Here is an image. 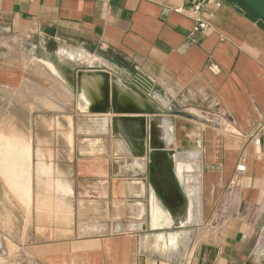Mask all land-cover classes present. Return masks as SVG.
<instances>
[{
	"label": "crops",
	"instance_id": "0c3cea01",
	"mask_svg": "<svg viewBox=\"0 0 264 264\" xmlns=\"http://www.w3.org/2000/svg\"><path fill=\"white\" fill-rule=\"evenodd\" d=\"M196 4L211 28L192 40ZM8 44L39 46L40 67L54 47L55 61L86 68L50 62L41 78L56 81L33 82L42 92L20 107L8 91L30 80ZM101 82L133 96L137 110L126 114L143 119L92 109ZM1 103L25 114L21 146L1 149L0 160L35 173L53 152L71 180L49 199L50 222L35 208L28 220L0 188V264H264V23L250 9L234 0H0ZM48 110L55 133L41 129ZM141 127L144 137L134 134ZM16 135L0 143H19Z\"/></svg>",
	"mask_w": 264,
	"mask_h": 264
},
{
	"label": "rangeland",
	"instance_id": "374dc122",
	"mask_svg": "<svg viewBox=\"0 0 264 264\" xmlns=\"http://www.w3.org/2000/svg\"><path fill=\"white\" fill-rule=\"evenodd\" d=\"M5 47L6 48L4 49L5 50L7 49V51L10 52V56L15 58L16 61L15 64L27 72L26 76L30 80L29 82L30 84L27 83L28 86L25 84L23 88L19 89L18 93L14 92L13 90L8 91V96L12 97V99H15L14 101H16L20 107H23L24 105L22 102L23 97H27L28 99L34 100V96L33 94H29L30 92L31 93L42 92V90L38 89L41 88V86H37L33 82H36L38 84H44V82L46 81L48 85L49 83H53L56 81V79L53 77L47 76L45 80L41 78L44 76L46 77V75H48L44 73L45 71L51 70L50 62L55 63L64 69L73 70V71L86 68L83 65L72 63L70 61H66L64 63L55 61L56 57H55V53L53 52L54 47H50V48L48 47V53L44 54L45 56H47L46 57L47 60L50 61H43L41 58L40 61L43 63L44 67L38 66V64L34 61L38 59V56L40 54H42L40 52L39 46L28 44L19 47L15 44H8ZM44 91H46L49 97H53L50 91L45 89ZM79 96L86 97L85 91L80 93ZM19 106H16L15 104V107H13V109H8L7 104L6 105H3V103L0 104V121L2 123L0 125V136L4 133H14L17 134L14 139L20 141L19 143L11 142V141L0 143V150L7 147L9 150L14 149L15 151L18 150L17 148L18 145L21 146L22 144L21 132L23 127L21 128L20 126L18 128L17 124L22 121V117L23 114H25V111L19 108ZM65 112L70 114L69 113L70 111H64L63 113ZM54 113H55L54 110L46 111L48 125L42 126L41 129H43L44 131L46 130L47 133H55L59 129V127H57L56 124L54 123V116H55ZM8 121L11 123L10 125L7 124ZM12 123H15L16 125H12ZM65 128H68L69 130L70 127H64L63 129L65 130ZM19 151L21 152L22 149H19ZM54 160L55 158L53 156V152H50L48 159H45L44 157H38L35 173H28L27 171L26 173H24L23 168L21 166V162H18L17 159L15 158L3 162L8 169L4 168L3 166L2 167L0 166V170L11 171L14 180L17 181L18 178L17 182L22 184L21 190H17L16 186L18 185L16 184V182H11L8 184V181L5 180L3 173H0V188H2V193H5L6 196L15 199L16 208L20 211V214L25 212L27 214L28 220L32 219V215L35 214L34 208L37 211H43V213L46 214L47 220L49 222L53 220L55 213V206L50 205L52 201H50L49 199L60 197L59 195L60 193L61 194L67 193L66 190H61V188L59 187V183L61 181H70L71 174L59 173L58 172L59 168L54 166ZM15 174L18 175L17 178L15 177ZM191 189H192V193L196 194L197 192L196 188L192 187ZM34 197L37 198L36 206L32 205L33 203L32 198ZM4 241L6 242V244L8 243V248H11L13 246V243L10 239L9 240L4 239ZM16 255L17 257L19 256L18 253Z\"/></svg>",
	"mask_w": 264,
	"mask_h": 264
},
{
	"label": "bare ground",
	"instance_id": "6f19581e",
	"mask_svg": "<svg viewBox=\"0 0 264 264\" xmlns=\"http://www.w3.org/2000/svg\"><path fill=\"white\" fill-rule=\"evenodd\" d=\"M50 67H51L52 70H54L52 65H50ZM81 88H82V81L80 82V85H79V91L80 92H81ZM100 89H101L100 91H101V93L103 95L102 98H98V96H97L98 94L96 92H91V96L93 98V101H92V103H90V105H91L92 109H94V110H96L98 112H101L103 109L104 110H110V112L114 114V116L112 115L114 121L116 120V118L118 116L127 117L126 119H128V117H137V119H139V120L143 119L142 117H140L141 115L126 114V113H129V112H135L137 110V108L134 106L133 96L127 95L126 93L122 92V90H120V88H118L116 86L112 90H110L107 83L103 84L101 82L100 83ZM109 97H111V100L113 102L112 105H110L109 102H108ZM102 100H104L105 106H102ZM123 112L126 115L125 114L121 115V113H123ZM134 134H137L140 137H144L145 136V128L141 127L139 130H137V132H134ZM150 145H151L152 149H155L153 147H161V142H155V140H152L150 142ZM140 150H141V152L143 154V152L145 150V142H143V141H141V143H140ZM144 161H145L144 158H138V161H137L136 164H138L140 167H144L145 166ZM3 162L4 161H0V166L1 167L3 166L4 168L8 169L7 166ZM181 165L182 164L179 163L180 167H181ZM3 176H4L5 180L8 181V184L11 183V182H16V184L18 185V186H16L17 190H21L22 184L17 182L18 181V178H17L18 175L17 174H15V177L17 178V181L14 180L11 171L3 172ZM159 187H160L161 191H165V192L171 193V194H175L176 193V191L173 190L172 186H170L169 183L168 184L160 183ZM190 191L192 192V189Z\"/></svg>",
	"mask_w": 264,
	"mask_h": 264
},
{
	"label": "built area",
	"instance_id": "2783aa9c",
	"mask_svg": "<svg viewBox=\"0 0 264 264\" xmlns=\"http://www.w3.org/2000/svg\"><path fill=\"white\" fill-rule=\"evenodd\" d=\"M181 10L182 9H177V11H181ZM189 13L194 20V25L189 34V37L190 39L194 40L197 37V35L205 34L211 28V23L203 18L202 5L200 4L194 5L189 11ZM227 118H230L231 120L233 119L232 117L229 116ZM255 141L259 142V139H256ZM238 169L243 171L245 167L239 165Z\"/></svg>",
	"mask_w": 264,
	"mask_h": 264
},
{
	"label": "water",
	"instance_id": "95a60500",
	"mask_svg": "<svg viewBox=\"0 0 264 264\" xmlns=\"http://www.w3.org/2000/svg\"><path fill=\"white\" fill-rule=\"evenodd\" d=\"M234 1L250 9L264 23V0H234Z\"/></svg>",
	"mask_w": 264,
	"mask_h": 264
}]
</instances>
